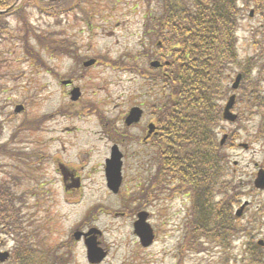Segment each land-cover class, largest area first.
<instances>
[{"label": "rangeland", "instance_id": "rangeland-1", "mask_svg": "<svg viewBox=\"0 0 264 264\" xmlns=\"http://www.w3.org/2000/svg\"><path fill=\"white\" fill-rule=\"evenodd\" d=\"M72 1L74 2L73 10L62 15L58 25L54 19L50 20L43 16L36 6L24 7L21 9L22 13L11 16L9 18L10 25L15 28L17 25L22 26L26 22L27 27L31 26L35 30L33 34L36 32L42 34L48 27H51L62 35L61 39L77 42L83 61L97 60L96 67L89 69L88 72L81 70L80 73L87 75V77L83 78L80 85L85 93L84 103L92 102L101 113L104 112L109 121H112L109 122V128L105 127V123L97 114L91 113L92 115L84 117L76 114L84 106L81 103L75 105L77 107H71L70 97L66 98L64 88L59 84L58 77L66 76L69 78L71 76V71L68 69L72 65L71 62L73 61L71 60L73 59L46 52L33 40L32 33L27 35L30 45L34 48L35 53L40 54V58L49 70L45 66L36 65L27 59L23 49L18 46L15 47V44L8 46L9 43H5L0 48V53L4 54L5 59H8L7 64L0 67V105L5 109L2 116L6 121L0 142L7 143L14 130L29 118H54L56 121H46L44 129L50 128L51 132L65 126H77L81 129L74 141L76 148L66 158L67 164L85 161L84 153L92 147L94 155L91 157V163L94 164H91V167L95 165L98 167L95 178L89 179L86 174L88 169L80 176L81 178L84 177L83 191L75 190L64 195L53 166H48L46 178H49L54 186H51L50 194L44 193L40 198L43 207L37 210L36 224L33 226L34 231H36V227L38 228L36 239L48 237L49 245L54 246L61 243L59 239H73L72 236L78 226L83 227L81 230L97 227L103 231V236L100 238L103 246L110 251L109 257L102 264H178V260L181 258H178V255L184 254L183 251L187 249L184 246L183 227L188 214L190 215L191 208L190 198L183 195L184 190L166 183V185L159 186L163 190L160 199L148 203L149 207H146L145 210L152 214L150 223L159 233L156 243L151 248L141 247L134 234L133 224L136 216L130 214L136 207L133 201L134 194L137 190L145 191L156 187L148 183L149 180L156 177L154 175L156 168L152 170L153 164L148 162L149 157H147L152 153L150 149L153 147L152 144L143 145L144 143H142V148L135 144L123 146V149L128 153V158L125 169V187L118 195L108 190L103 171V163L110 146L106 134L118 127L122 128L121 132L124 131L123 119L125 113L130 110L129 108L133 105L142 104V108L145 109L142 126L130 129V135L133 137L142 132L143 139L144 130H147L148 124L152 121L153 111L150 107L154 105L156 98L149 91L150 86L145 74L150 62L157 59H155L156 56L147 57L154 49L145 32L153 16L150 11L151 8L154 9V4L150 7L145 3V0ZM251 9L254 11L255 20L248 22L245 30L240 32V38L246 39L243 43L240 42L242 56H253L261 53V50L255 47V43L261 39L260 37L264 33V11L257 8ZM21 31L22 29H20ZM255 31L257 32L253 34L252 32ZM101 57H109L112 60L121 61L123 65L136 67L134 70L123 66L113 68V65H105L104 59ZM99 58L102 60H98ZM61 60H64V63ZM99 61L103 64H100ZM138 67L142 72L137 71ZM262 67L263 62L259 61L254 74H258ZM50 69H53L54 72H50ZM47 92L50 93L49 97L44 95ZM19 104L25 106L26 112L15 117L13 116L14 109ZM69 108L72 109L68 111ZM243 108L244 106H242V112ZM241 120L233 128L226 126V131L237 130L241 137L239 142L249 143L251 149L244 151L238 147H233L227 151H229L231 163H239L235 180L241 186L240 200L251 203V208L244 215L246 217L242 225L245 226L252 220L262 222L260 230L253 232L260 233L256 237L258 242L264 241V211L262 210L264 193L254 190L253 185L256 175L255 165L264 166V141L255 140L259 117L250 123ZM241 126L244 127L242 134L240 132ZM45 136L48 137L49 135L46 133ZM220 136L222 138L223 133ZM21 138L24 140L13 148L17 147L20 152L29 151L27 132ZM49 146L50 149L46 152L47 154L53 152L57 145L50 144ZM140 149H142V156L138 154ZM10 162L14 163L13 159L9 158L8 163ZM73 167L77 168L76 165ZM4 172H8V170ZM5 178L0 174V180ZM141 184L142 188L140 187ZM26 186L29 185H24V187ZM27 190L24 189V191ZM140 192L136 195L139 196ZM35 200L33 198L30 200V206L31 204L35 206ZM127 203L131 205L130 213L123 211ZM97 207L104 209L92 215ZM238 208L239 206L236 210ZM47 209H49L50 214H47ZM85 224H87L86 228L84 227ZM44 225L47 226L46 231L43 230ZM2 240L5 242L7 250L14 247L9 236L3 235ZM247 240L245 238L232 239L230 249L226 251L231 259L237 256L239 264H241V253L246 249ZM203 241H205L208 250L200 254L193 250L187 251L184 254V264H222L221 260L224 258L225 250L213 245L209 240L203 239ZM72 243H74V253L71 264H90L84 245H77L73 240Z\"/></svg>", "mask_w": 264, "mask_h": 264}, {"label": "trees", "instance_id": "trees-1", "mask_svg": "<svg viewBox=\"0 0 264 264\" xmlns=\"http://www.w3.org/2000/svg\"><path fill=\"white\" fill-rule=\"evenodd\" d=\"M10 0H0V8L8 7ZM29 6H40L41 11L59 18L74 5L72 0H27ZM151 8L146 35L158 40L159 56L168 64L158 71H147L145 76L150 92H159L156 119L159 133L152 139L155 149L151 155L161 160V179L175 178L192 195L195 217L188 223L185 244L193 245L195 253L207 249L199 239L208 235L225 250L239 229L233 214V205L239 186L235 184L233 168L218 139L222 126L223 102L227 98V76L237 60V29L243 17L237 0H145ZM27 33H34L27 27ZM8 26L5 15H0V42ZM35 39L44 48L61 50L78 58L76 43L64 42L58 46V34L35 33ZM28 45L26 37H15ZM29 56L34 55L27 50ZM105 59V58H104ZM107 60V59H105ZM107 62L117 66L116 62ZM232 66V67H231ZM133 68V67H132ZM152 195V194H151ZM26 206L25 195L9 188L0 189V222L11 232L21 228L20 209ZM260 228V221L243 226L242 237ZM241 253V264H264V249L252 239ZM40 253L30 251L33 262L43 259ZM38 257V258H37ZM239 264L237 256L224 254L223 264ZM183 260L181 264H183Z\"/></svg>", "mask_w": 264, "mask_h": 264}, {"label": "flooded vegetation", "instance_id": "flooded-vegetation-1", "mask_svg": "<svg viewBox=\"0 0 264 264\" xmlns=\"http://www.w3.org/2000/svg\"><path fill=\"white\" fill-rule=\"evenodd\" d=\"M81 65H78V72L76 75H74V80H72V84L65 87L66 90L70 91L74 87L78 86V83H81L82 79L86 77V75H83L81 72ZM46 95H50V93H46ZM83 100V99H82ZM80 100V102L82 101ZM75 103L76 105L79 104ZM74 106V104H73ZM88 112V111H87ZM91 112V111H90ZM82 115L84 116L85 113L82 111ZM53 116V115H52ZM107 117V116H106ZM47 122L49 121H56V119L51 118L47 119L45 118ZM45 121V122H46ZM103 122H105V127L109 128V122L106 121L104 118L102 119ZM44 122V123H45ZM138 125V124H137ZM136 125V126H137ZM135 126V127H136ZM46 130V131H45ZM72 129H67L66 126L62 129H54L51 132L50 128L44 129L41 132H39L38 139L36 137L32 136L30 139L31 145L33 146L34 150H32L29 162L31 167L36 170L43 173V176L45 177L46 183L44 182L43 188L50 194L51 192V186H54V183L49 180L47 177L46 170L48 169L49 165L53 166V170L55 175L59 178L62 190L64 192L68 189V180L74 181L77 180L79 182L80 180V188H81V182L82 179L79 177L78 172L74 169H71L72 172L67 169L66 165V153H67V132L71 131ZM48 134L49 136L46 137L45 134ZM128 134V131H126ZM113 134V132H112ZM111 133H107L106 137L109 139L111 146L113 147L116 142L114 141V137ZM51 135V136H50ZM129 135V134H128ZM138 141L140 144H142V135L138 137ZM126 141H124L125 143ZM50 144H53L56 146L55 150L53 152H50L47 154L46 152L50 149ZM122 145V144H119ZM111 147V150H112ZM110 150V152H111ZM93 174H90L92 176ZM41 187V186H40ZM70 188V187H69ZM61 241L60 245L57 247V249L62 252L66 248V244H63L64 241L62 239H59ZM2 242H0V251H2ZM46 257L49 259V264H65V257L58 255L57 253H51L49 252ZM11 262V261H10ZM9 263V262H8ZM0 264H3L0 262Z\"/></svg>", "mask_w": 264, "mask_h": 264}, {"label": "water", "instance_id": "water-1", "mask_svg": "<svg viewBox=\"0 0 264 264\" xmlns=\"http://www.w3.org/2000/svg\"><path fill=\"white\" fill-rule=\"evenodd\" d=\"M92 62L88 63L91 64ZM152 66L154 67H158L159 63L154 62L152 63ZM237 86V84L235 85ZM74 97L73 99H77L80 95L79 90L76 89L74 92ZM234 102V99L230 100L229 104L226 107L225 110V119L228 120H235V116H233L230 112V109L232 108V104ZM22 106L17 107L16 111L17 112H21L22 111ZM142 112L137 109L134 108L131 111V114L128 118V123H133V122H137L140 117H141ZM151 131H152V127H151ZM109 165V168L107 170V174H108V180H109V187L110 189H112L114 192H117L121 181H122V177H121V155L120 154H114V159H112ZM256 186L259 188L264 189V173L260 174V178L257 179L256 181ZM244 207L241 208V210L239 211V215L241 214V212L243 211ZM140 220L135 224V231L136 234L141 238V242L143 244V246L148 247L153 243L154 240V233L153 230L151 228V226L146 222L147 218H148V214L145 212H142L139 215ZM77 239L80 238V234H76ZM87 246H88V258L90 260L91 263H100L106 256V253L98 247V244H96L95 239L88 241L87 242Z\"/></svg>", "mask_w": 264, "mask_h": 264}]
</instances>
